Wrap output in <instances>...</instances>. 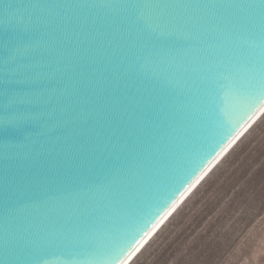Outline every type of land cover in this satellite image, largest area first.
<instances>
[{
    "label": "water",
    "instance_id": "1",
    "mask_svg": "<svg viewBox=\"0 0 264 264\" xmlns=\"http://www.w3.org/2000/svg\"><path fill=\"white\" fill-rule=\"evenodd\" d=\"M262 70L264 0H0V264H122L264 114Z\"/></svg>",
    "mask_w": 264,
    "mask_h": 264
},
{
    "label": "rangeland",
    "instance_id": "2",
    "mask_svg": "<svg viewBox=\"0 0 264 264\" xmlns=\"http://www.w3.org/2000/svg\"><path fill=\"white\" fill-rule=\"evenodd\" d=\"M130 264H264V114Z\"/></svg>",
    "mask_w": 264,
    "mask_h": 264
},
{
    "label": "bare ground",
    "instance_id": "3",
    "mask_svg": "<svg viewBox=\"0 0 264 264\" xmlns=\"http://www.w3.org/2000/svg\"><path fill=\"white\" fill-rule=\"evenodd\" d=\"M260 118H261V117H260ZM260 118H259V119H260ZM259 119H258V120H259ZM258 120H257V121H258ZM257 121H256V122H257ZM256 122H255V123H256ZM255 123H254V124H255ZM251 128H252V126H251ZM251 128H250V129H251ZM250 129H249V130H250ZM249 130H248V131H249ZM248 131H247V132H248ZM247 132H246V133H247ZM246 133H245V134H246ZM245 134H244V135H245ZM244 135H243V136H244ZM243 136H242V137H243ZM242 137H241V138H242ZM241 138H240V139H239V140H238V141L232 146V148H233V147H234V146H235V145L241 140ZM232 148H231V149H232ZM230 151H231V150H230ZM230 151H229V152H230ZM229 152H228V153H229ZM228 153H227V154H228ZM227 154H226V155H227ZM226 155H224L223 158H225ZM223 158H222V159L216 164V166H217V165L223 160ZM216 166H215V167H216ZM215 167H214V168H215ZM214 168H213L211 171H213ZM211 171H210V172H211ZM210 172H209V173H210ZM208 175H209V174H208ZM208 175H207V176H208ZM207 176H206V177H207ZM206 177L203 179V181L206 179ZM203 181H202V182H203ZM202 182H201V183H202ZM201 183H200V184H201ZM200 184H199V185H200ZM199 185H198V186H199ZM198 186H196L195 188H194V187L192 188V191H191L190 194H188L187 198H188V197H189V196L195 191V189H196ZM187 198H186L185 200L183 199L184 201L182 200L183 202L181 201V202H180L181 204L179 203V204L174 208L175 210H174V209L172 210V211H174L173 214H172V215H171V216L165 221V219L168 217V216H167V217H166V218H165V219H164V220H163V221H162V222H161V223H160V224H159V225H158V226H157L152 232H151V234H150V235H149V236H148V237H147V238H146V239H145V240H144V241H143V242H142V243H141L136 249H135V251H134V252H133V253H132V254H131V255H130V256H129L124 262H123V263H122V264H127V263L129 262V260H130L131 258L134 257L135 253H137V251L139 250V248H140L144 243H146L145 245H147V244L151 241V239H152V238H153V237L159 232V230L165 225V223H166V222H167V221H168V220H169V219L175 214V212L181 207V205L187 200ZM172 211H171V212H172ZM171 212H170V213H171ZM170 213H169V214H170ZM169 214H168V215H169ZM164 221H165V222H164ZM163 222H164V223H163ZM162 223H163V225H162ZM160 225H162V226L160 227ZM158 227H160V228L156 231V229H157ZM153 232H154V233H153ZM151 235H152V236H151ZM149 237H150V239H149ZM148 239H149V241H147ZM146 241H147V242H146ZM145 245L143 246V248L145 247ZM143 248H142V249H143ZM142 249H141V250H142ZM141 250H140V251H141ZM140 251L137 253V255L140 253ZM137 255H136V256H137ZM136 256H135V257H136ZM135 257H134V258H135ZM134 258H133V259H134ZM131 262H132V261H131ZM131 262H130V263H131ZM130 263H128V264H130Z\"/></svg>",
    "mask_w": 264,
    "mask_h": 264
},
{
    "label": "snow or ice",
    "instance_id": "4",
    "mask_svg": "<svg viewBox=\"0 0 264 264\" xmlns=\"http://www.w3.org/2000/svg\"><path fill=\"white\" fill-rule=\"evenodd\" d=\"M261 77L264 79V70L261 71Z\"/></svg>",
    "mask_w": 264,
    "mask_h": 264
}]
</instances>
